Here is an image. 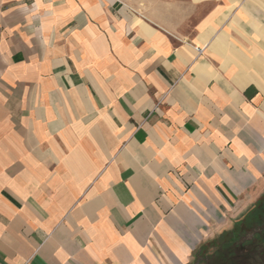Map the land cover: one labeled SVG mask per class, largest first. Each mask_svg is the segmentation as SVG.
<instances>
[{
  "label": "crops",
  "instance_id": "1",
  "mask_svg": "<svg viewBox=\"0 0 264 264\" xmlns=\"http://www.w3.org/2000/svg\"><path fill=\"white\" fill-rule=\"evenodd\" d=\"M264 193V0H0V264H190Z\"/></svg>",
  "mask_w": 264,
  "mask_h": 264
},
{
  "label": "trees",
  "instance_id": "2",
  "mask_svg": "<svg viewBox=\"0 0 264 264\" xmlns=\"http://www.w3.org/2000/svg\"><path fill=\"white\" fill-rule=\"evenodd\" d=\"M263 222L264 194L257 200L253 208H251L242 219L235 223L233 230L224 232L222 234L223 240L219 242L215 241V246L219 247L220 243H222V246L225 247L220 248V252L225 251L226 254L223 264H264V259L261 257L258 262L252 261L253 259H248V256L251 252H260L262 249H264V229H255L253 231L254 233L252 239L243 238V235L247 232V230L254 226L261 227ZM206 244L207 242L200 247L197 255L202 254ZM249 246H252L251 250L246 252ZM236 248L240 250L238 253H235ZM260 256H264V252H261Z\"/></svg>",
  "mask_w": 264,
  "mask_h": 264
},
{
  "label": "rangeland",
  "instance_id": "3",
  "mask_svg": "<svg viewBox=\"0 0 264 264\" xmlns=\"http://www.w3.org/2000/svg\"><path fill=\"white\" fill-rule=\"evenodd\" d=\"M264 194V193H263ZM262 194V195H263ZM261 195V196H262ZM260 196V197H261ZM259 197V198H260ZM258 198V199H259ZM257 199V200H258ZM257 202V201H256ZM256 202L247 210V212L251 209V208H253V206L256 204ZM247 212L244 214V215H242L240 218H238V219H236L235 221H234V224H233V226L231 227V228H229V229H226V230H224V231H222L218 236H216V237H214V238H211L208 242H207V244H206V246H205V249L202 251V254L201 255H197V253H198V250L195 252V254H194V258H193V260H192V262L190 263V264H223V260L225 259V251H222V252H220V248H225L224 246H222V243H220V246L218 247V246H215L216 244V242H219V241H221V240H223V236H222V234L224 233V232H227V231H231V230H233V228H234V225H235V223L238 221V220H240V219H242L246 214H247ZM255 229H264V222H263V224L261 225V227H256V226H254V227H251L249 230H247V232L243 235V238H245V239H252L253 238V231L255 230ZM213 240H214V243H213ZM216 241V242H215ZM213 243V244H212ZM251 247L252 246H249L248 248H247V250H246V252H249L250 250H251ZM240 250L239 249H235V253H238ZM220 252V253H219ZM261 252H264V249H262L260 252H256V251H253V252H251L250 254H249V256H248V259L250 260V259H253L252 261H254V262H258L259 260H260V257L262 258V259H264V256H260V253ZM228 255H229V253H228Z\"/></svg>",
  "mask_w": 264,
  "mask_h": 264
}]
</instances>
